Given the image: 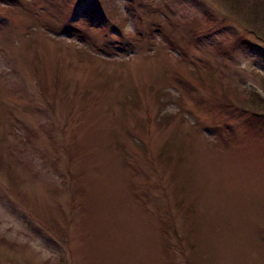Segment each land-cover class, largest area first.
<instances>
[{
  "label": "rangeland",
  "instance_id": "rangeland-1",
  "mask_svg": "<svg viewBox=\"0 0 264 264\" xmlns=\"http://www.w3.org/2000/svg\"><path fill=\"white\" fill-rule=\"evenodd\" d=\"M0 264H264V0H0Z\"/></svg>",
  "mask_w": 264,
  "mask_h": 264
},
{
  "label": "trees",
  "instance_id": "trees-1",
  "mask_svg": "<svg viewBox=\"0 0 264 264\" xmlns=\"http://www.w3.org/2000/svg\"><path fill=\"white\" fill-rule=\"evenodd\" d=\"M81 50V51H80ZM79 51L82 53V54H86V55H89V52L87 51V49L85 48H82L80 49Z\"/></svg>",
  "mask_w": 264,
  "mask_h": 264
}]
</instances>
